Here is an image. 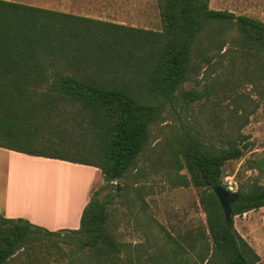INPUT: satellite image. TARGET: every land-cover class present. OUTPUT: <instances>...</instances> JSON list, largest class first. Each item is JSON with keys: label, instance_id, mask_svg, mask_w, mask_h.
Returning a JSON list of instances; mask_svg holds the SVG:
<instances>
[{"label": "trees", "instance_id": "16d2710c", "mask_svg": "<svg viewBox=\"0 0 264 264\" xmlns=\"http://www.w3.org/2000/svg\"><path fill=\"white\" fill-rule=\"evenodd\" d=\"M157 5L161 31L0 0V147L95 167L104 181L78 230L50 231L0 214V264L260 262L234 219L264 208V151L252 153L254 142L242 133L248 120L243 125L234 112H214L220 134L182 124L172 148L176 185L199 191L206 227L166 233L154 254L109 230L116 196L103 200L101 192L119 190L123 180L120 189L129 186L153 126L180 116L179 108L233 92L245 79L264 101V22L211 9L210 0ZM242 62L238 78L216 76L222 69L233 77ZM188 82L204 84V91L185 89ZM249 153L246 168L257 175L240 180L229 227L213 188L225 184L228 163Z\"/></svg>", "mask_w": 264, "mask_h": 264}, {"label": "rangeland", "instance_id": "374dc122", "mask_svg": "<svg viewBox=\"0 0 264 264\" xmlns=\"http://www.w3.org/2000/svg\"><path fill=\"white\" fill-rule=\"evenodd\" d=\"M29 4L36 7L81 15L84 17L111 21L127 26L161 31L163 29L158 0H6ZM210 8L226 10L235 15H246L264 22V0H210ZM245 64L237 63L233 77L224 76L218 69L216 76L227 80L239 77ZM187 90L204 91V84L196 86L193 82L185 85ZM223 94V93H222ZM238 98L245 100L243 107L238 106ZM259 104V108L256 107ZM179 115L170 114L168 121L157 124L151 129V140L138 159L137 165L130 173L129 186L121 190L126 181L118 183L119 190L106 189L101 192L105 200L109 194L116 196L108 207L111 215L110 228L121 242L132 245L143 244L146 254H154L161 248L166 233L176 236L199 225L206 227V215L200 204L199 191L191 186L183 188L177 183L174 169L175 160L172 148H176V138L183 133L181 125L189 129H197L208 134L217 132L216 117L226 118L232 112L240 116L244 125L242 133L249 135L254 142L252 153L264 151V101H261L252 82L245 81L233 92L210 102H195L188 109H178ZM226 123L223 124V127ZM195 132V130H194ZM251 153L240 161L225 166V178L236 182L245 177H254L257 172L246 168ZM51 160L27 163L26 183L20 191L13 190L14 203L20 202L21 209L34 212L39 217L50 221H66L74 217L83 202L88 177L94 175L87 172L69 169L49 163ZM53 161V160H52ZM57 161V160H54ZM182 171L181 174H185ZM244 178V180H245ZM97 179L95 191L104 185ZM20 196V197H19ZM69 214L65 219L63 217ZM234 225L240 235L255 249L260 256L258 264H264V208L249 212L234 219ZM194 229V230H195ZM159 253L161 250L158 251ZM158 253V254H159ZM161 254V253H160Z\"/></svg>", "mask_w": 264, "mask_h": 264}, {"label": "crops", "instance_id": "0c3cea01", "mask_svg": "<svg viewBox=\"0 0 264 264\" xmlns=\"http://www.w3.org/2000/svg\"><path fill=\"white\" fill-rule=\"evenodd\" d=\"M50 160L49 163H59L58 165L69 169H77L85 172L91 170L94 173V175L88 177L84 199L79 205L76 215L74 217H68L69 214H66L63 217V219L68 217L66 221L54 223L49 219L39 217L32 211L21 209L19 201L14 203V196L12 194L13 190L17 189V191H20L26 183V164L36 163L37 161L42 162L43 157L31 156L2 147H0V214L10 219L27 220L33 225L46 228L50 231L78 230L80 228L82 213L89 203L92 194L95 192L96 185L98 184L97 179H99L100 182L103 179L101 171L95 167L74 164L61 160Z\"/></svg>", "mask_w": 264, "mask_h": 264}, {"label": "water", "instance_id": "95a60500", "mask_svg": "<svg viewBox=\"0 0 264 264\" xmlns=\"http://www.w3.org/2000/svg\"><path fill=\"white\" fill-rule=\"evenodd\" d=\"M213 192L222 207L226 223L229 227H233L232 205L238 201V195L232 192L225 184L215 186Z\"/></svg>", "mask_w": 264, "mask_h": 264}, {"label": "built area", "instance_id": "2783aa9c", "mask_svg": "<svg viewBox=\"0 0 264 264\" xmlns=\"http://www.w3.org/2000/svg\"><path fill=\"white\" fill-rule=\"evenodd\" d=\"M225 185H227L232 192L236 193L238 187H237V184H236V182L234 180L226 179L225 180Z\"/></svg>", "mask_w": 264, "mask_h": 264}]
</instances>
